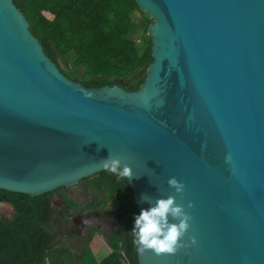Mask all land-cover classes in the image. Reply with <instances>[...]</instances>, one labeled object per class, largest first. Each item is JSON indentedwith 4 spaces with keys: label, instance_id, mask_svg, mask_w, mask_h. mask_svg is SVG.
Returning a JSON list of instances; mask_svg holds the SVG:
<instances>
[{
    "label": "water",
    "instance_id": "water-1",
    "mask_svg": "<svg viewBox=\"0 0 264 264\" xmlns=\"http://www.w3.org/2000/svg\"><path fill=\"white\" fill-rule=\"evenodd\" d=\"M137 2L154 60L130 91L66 76L0 0V189L34 197L119 158L139 210L171 196L192 217L177 252L140 264H264V0Z\"/></svg>",
    "mask_w": 264,
    "mask_h": 264
},
{
    "label": "trees",
    "instance_id": "trees-1",
    "mask_svg": "<svg viewBox=\"0 0 264 264\" xmlns=\"http://www.w3.org/2000/svg\"><path fill=\"white\" fill-rule=\"evenodd\" d=\"M14 1L30 21L31 30L41 40L46 53L69 78L86 87L120 85L130 91L144 83L154 60L149 35L154 19L137 0ZM92 176L91 180L101 179L118 186L128 183L126 178L118 179L106 170ZM126 185L128 206L135 207L131 211L130 226L126 236L112 240L110 253L101 259L87 248L80 262H76L69 246H47L51 238L48 223L51 191L33 197L0 189V196L5 194L19 210L16 221L3 228L1 247L14 253L26 251L29 259L25 257L20 264H37L38 260L43 264H140L131 231L140 210L131 185ZM31 199L38 200L36 221L28 219L34 216ZM31 251L36 254V261L30 258Z\"/></svg>",
    "mask_w": 264,
    "mask_h": 264
},
{
    "label": "flooded vegetation",
    "instance_id": "flooded-vegetation-1",
    "mask_svg": "<svg viewBox=\"0 0 264 264\" xmlns=\"http://www.w3.org/2000/svg\"><path fill=\"white\" fill-rule=\"evenodd\" d=\"M91 177L83 178L72 186L59 187L51 191V213L48 215L51 238L47 246L49 248L69 246L76 262H80L87 248H91L97 255L94 249L97 236L104 240L110 249L113 239L126 236L131 222V211L135 210L134 205L131 208L127 202L125 190H128L126 184L129 182L118 186V183L104 182L101 179L95 181L91 180ZM37 201L31 199L30 209L34 216L28 219L32 221H36L37 218L39 210ZM18 212L9 198L1 193L0 238L4 234L3 228L6 224L16 221ZM73 222L78 228L75 239L72 238L69 227ZM20 227L21 224L19 229ZM30 255V258L36 261L37 256L33 251ZM25 257L29 259L26 251L14 253L3 249L0 244V264H20L19 262ZM37 264H43V261L38 260Z\"/></svg>",
    "mask_w": 264,
    "mask_h": 264
},
{
    "label": "clouds",
    "instance_id": "clouds-1",
    "mask_svg": "<svg viewBox=\"0 0 264 264\" xmlns=\"http://www.w3.org/2000/svg\"><path fill=\"white\" fill-rule=\"evenodd\" d=\"M104 169L114 174L118 179L130 180L133 176V169L130 164H122L119 158L106 159L103 162ZM170 186L176 192H183L185 185L176 177L168 180ZM190 206H192L190 204ZM169 216L178 220L170 222ZM192 217L184 210V206L177 204L174 197L158 198L149 208L141 209L135 215L134 227L131 230L134 234L133 243L137 246L138 252L151 250L156 254L175 253L183 246L181 238L185 236L190 228ZM192 243H196V237H192Z\"/></svg>",
    "mask_w": 264,
    "mask_h": 264
},
{
    "label": "rangeland",
    "instance_id": "rangeland-1",
    "mask_svg": "<svg viewBox=\"0 0 264 264\" xmlns=\"http://www.w3.org/2000/svg\"><path fill=\"white\" fill-rule=\"evenodd\" d=\"M48 17H52V15L50 13H47ZM70 229L72 231V238L75 239L78 233V228L75 225V223L73 222L72 224H70ZM95 251L97 252V257L99 259L105 257L106 255H108L110 253V248L109 246H106V243L104 240L100 239L98 236L96 237V242H95V247H94Z\"/></svg>",
    "mask_w": 264,
    "mask_h": 264
}]
</instances>
